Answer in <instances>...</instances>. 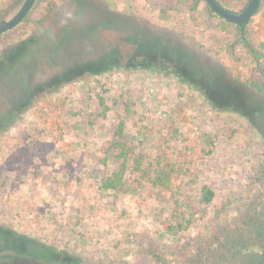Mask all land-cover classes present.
<instances>
[{
    "label": "rangeland",
    "instance_id": "374dc122",
    "mask_svg": "<svg viewBox=\"0 0 264 264\" xmlns=\"http://www.w3.org/2000/svg\"><path fill=\"white\" fill-rule=\"evenodd\" d=\"M220 1L239 13L249 0ZM23 2L0 0V21ZM191 4L35 0L0 35V54L35 43L0 76V264L41 245L75 264H252L264 254V59L252 58L264 55V0L244 37L204 0ZM144 53L194 61L193 71ZM113 55L105 72L64 74ZM118 141L134 158L124 186L103 192Z\"/></svg>",
    "mask_w": 264,
    "mask_h": 264
},
{
    "label": "trees",
    "instance_id": "16d2710c",
    "mask_svg": "<svg viewBox=\"0 0 264 264\" xmlns=\"http://www.w3.org/2000/svg\"><path fill=\"white\" fill-rule=\"evenodd\" d=\"M201 0H192V4L190 6V9L192 11H196L199 5V2ZM218 2V4H220V6H222L223 8H225L226 10L231 11V9H229L223 2H221L220 0H216ZM245 7V6H244ZM210 10V8H209ZM211 11V10H210ZM212 12V11H211ZM213 13V12H212ZM245 25H238L236 26L238 32L244 37L246 32H245ZM34 40L33 39H27L24 41H21L20 43L9 47L7 49H5L4 51L1 52L0 54V76L3 74H15V72H17V70L25 64V62L29 61L31 58L32 53L35 51V47H34ZM136 55H142V56H153L156 57L158 55L156 54H136ZM252 55H253V59L255 64H259V61L261 59H264V55H260L258 52L256 51H252ZM118 56V55H117ZM161 60V63H169L171 65V67L173 69H178V68H186V69H191L193 71V62L190 66H187L185 64H182L180 62H176V61H170V62H166L162 56H158ZM116 58L115 55L110 56L104 60L100 59V58H96L84 63H80L79 65H77V67H74L73 69H69L67 71H65L64 74L68 73L70 74V72H73L75 70L79 71L78 73H80V71L83 72H87V73H99V72H105L108 69H110L111 67H114L115 65V61L114 59ZM201 69V68H200ZM172 73L177 74V72L172 71ZM179 74V73H178ZM181 76H189V74H186V72H182ZM197 75L199 76L200 74H190V76H192L194 79H196L194 76ZM72 78L68 77V80H70ZM255 85V84H254ZM123 127L120 126L118 128V130L116 131L115 135L117 137H121L123 136ZM116 149L118 150V154L115 157L114 161L115 162H119L118 166L111 172L110 175H108L107 177L101 179L99 181L98 184V189L101 191H117L119 189H121L124 186L125 183V176H126V170H127V164L128 162L134 158V154L133 152L129 149L128 145L125 142H119L116 144ZM261 176L263 177L264 180V167L261 168L260 170ZM133 175V174H132ZM131 175V177H132ZM160 180V178H159ZM213 198V192H211L210 190L204 188L202 191V196H201V202L204 205H207L211 202ZM3 241L0 238V256L1 257H6L3 256V246L1 245ZM0 257V258H1ZM27 257H29L28 259H24L20 262H18L19 264H23L24 262L27 264H75L74 258L71 257H67L64 253L52 249V248H48V247H44V246H40V247H36L35 248V252L33 253V255L30 253L27 255ZM252 264H264V254H262L261 256H256L255 260Z\"/></svg>",
    "mask_w": 264,
    "mask_h": 264
},
{
    "label": "water",
    "instance_id": "95a60500",
    "mask_svg": "<svg viewBox=\"0 0 264 264\" xmlns=\"http://www.w3.org/2000/svg\"><path fill=\"white\" fill-rule=\"evenodd\" d=\"M210 10L219 18L235 26L247 24L255 15L260 0H249L244 9L233 13L218 4L216 0H204ZM35 0H24L17 12L7 20L0 21V35L12 30L26 17Z\"/></svg>",
    "mask_w": 264,
    "mask_h": 264
}]
</instances>
